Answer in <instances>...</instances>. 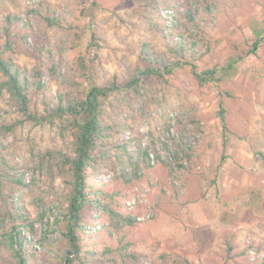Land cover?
<instances>
[{"label":"rangeland","instance_id":"obj_1","mask_svg":"<svg viewBox=\"0 0 264 264\" xmlns=\"http://www.w3.org/2000/svg\"><path fill=\"white\" fill-rule=\"evenodd\" d=\"M194 3L211 6L210 13L197 14V28L181 20ZM34 8L60 18L62 27L29 14ZM8 15L20 23L12 29L14 51L6 56L21 72L40 69L46 86L31 92L33 112L45 114L60 98L78 96L88 85L121 88L102 99L104 139L96 151L97 169L87 181L77 264H264V109L251 74L258 60L264 62V44L247 55L264 32V0H0V28ZM183 41L196 44L184 56L178 51ZM146 52L191 62L198 72L217 68L216 81L201 84L185 65L164 78L145 77L124 88L146 66ZM47 54L55 62L54 73ZM235 86L247 94L235 95ZM20 119L0 89V120ZM246 120L257 126L253 139ZM166 127L172 133L181 130L193 149L191 172L175 177L153 160ZM67 144L57 126L25 123L1 140L0 170L23 172L29 182L36 155L67 150ZM140 146L151 151L152 168L141 180L126 182L117 154H123L121 147L131 154ZM55 184L61 186V178ZM5 195L33 223V232L20 228L32 252L29 264H54L61 199L42 202L36 191L9 183ZM103 206L131 216L134 224L113 232ZM2 233L0 228V264H14L1 244ZM127 245L132 257L125 263L119 249Z\"/></svg>","mask_w":264,"mask_h":264},{"label":"trees","instance_id":"obj_2","mask_svg":"<svg viewBox=\"0 0 264 264\" xmlns=\"http://www.w3.org/2000/svg\"><path fill=\"white\" fill-rule=\"evenodd\" d=\"M92 5H94L93 2ZM210 10L211 6L203 7L194 3L182 12L181 20L186 25L197 28L199 24L197 14L201 15L203 11L210 13ZM29 14L40 16L49 26L62 27V22L57 16H43L39 9L35 8L31 9ZM19 23V18H11L8 15L0 28V75L3 78L0 82V89L7 94L10 104L21 116L20 120L11 124L0 120V149L2 147L1 140L25 123L38 126H57L61 137L68 144L67 150L50 149L37 154L33 164V177L29 182H26L23 172L0 170V228L3 231L1 244L12 253L14 264H29L28 257L32 252L26 248L27 239L21 235L20 228L28 227L33 232L34 227L23 208L17 202L9 201L5 195V186L9 183L18 188L36 191L42 202L50 197L56 200L61 199V218L54 223L59 233V238L55 242L54 264H77L81 261L82 255V237L79 229L89 202L86 192L87 181L89 172L97 169L96 151L100 140L104 139V128L101 122L102 99L121 88L116 83L104 86L88 85L85 92L78 96L60 98L45 111V114L40 115L33 112L30 106L31 92L42 91L46 87L41 78V70L34 67L30 74L21 72L15 67L11 56H6L14 51L16 35L13 34L12 29ZM92 38L94 39V37ZM22 39L24 43L27 42V37H22ZM262 44H264V32L253 42L247 55H255ZM195 45V43L183 41L178 51L184 56V52L195 49ZM146 54V66L142 71H137L126 82L124 88L138 85L145 77L164 78L185 65L191 67L193 75L201 84L205 85L216 81L217 68L198 72L197 66L191 62L165 61L163 58L154 57L150 52H146ZM193 54L196 55L194 52ZM46 57L51 64L52 73H54L56 65L53 58L50 54H47ZM237 61L230 62L228 67L232 68ZM78 63L84 69L85 62L82 58ZM218 114L225 131V110L221 104ZM165 133L160 144L152 150L153 160L174 176L191 172L195 156L193 149L185 142L184 133L181 130L172 133L170 127L165 128ZM121 148L123 154H117V158L122 164V177L126 182L141 180L152 168L151 151L140 146L130 154L125 150V147ZM36 175L43 179L42 183L37 180ZM58 177L62 180L61 186L55 184ZM102 208L109 216L113 232L118 231L122 226L134 224V219L131 216H124L109 207L103 206ZM127 250L128 245L119 249L125 263L132 257L127 253Z\"/></svg>","mask_w":264,"mask_h":264},{"label":"crops","instance_id":"obj_3","mask_svg":"<svg viewBox=\"0 0 264 264\" xmlns=\"http://www.w3.org/2000/svg\"><path fill=\"white\" fill-rule=\"evenodd\" d=\"M257 65H258L257 68H255L254 70L251 71L252 82L254 84L255 91L258 93V96L260 97V104L262 105V109H264V62L263 61L261 62L260 60H258ZM244 90L245 91H243L242 89H240L239 87H236V86L232 87V91L237 96L246 95L247 90L246 89H244ZM263 114H264V112H263ZM246 125L250 126V128L248 127L247 129L250 131L249 135L253 139L254 136H256L255 130L257 129V126H255L254 123L251 125L250 122H248V120H246ZM233 144H236V142Z\"/></svg>","mask_w":264,"mask_h":264}]
</instances>
